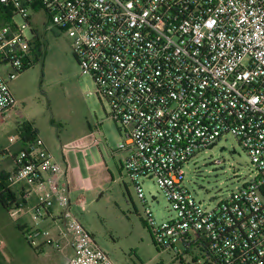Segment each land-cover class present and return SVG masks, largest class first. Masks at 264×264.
<instances>
[{
  "label": "built area",
  "instance_id": "obj_1",
  "mask_svg": "<svg viewBox=\"0 0 264 264\" xmlns=\"http://www.w3.org/2000/svg\"><path fill=\"white\" fill-rule=\"evenodd\" d=\"M0 3L13 13L0 28V117L16 106L10 82L33 63L34 16H41L44 27L72 40L82 73L120 126L123 170L139 199L146 203L149 179L165 194L169 219L145 209L157 245L183 264H264V0ZM225 136L249 156L254 177L216 208L205 207L186 186L184 166ZM62 172L38 137L20 149L6 184L35 194L29 214L37 225L62 200L57 236L44 235L58 249L69 239L65 264H116L69 208ZM38 233L24 231L36 248Z\"/></svg>",
  "mask_w": 264,
  "mask_h": 264
},
{
  "label": "rangeland",
  "instance_id": "obj_2",
  "mask_svg": "<svg viewBox=\"0 0 264 264\" xmlns=\"http://www.w3.org/2000/svg\"><path fill=\"white\" fill-rule=\"evenodd\" d=\"M34 17L38 37L33 44V64L10 82L16 106L0 117V176L13 170L14 156L23 146L20 133L27 124L45 134L57 161H64L65 155L69 159L71 151L82 150L70 148L68 143L74 144L90 133H94V148L89 155L92 162L105 160V154L117 150L123 141L107 103L95 94L93 80L82 73L72 40L55 27H44L41 16ZM15 21L22 23L20 17ZM184 170L186 186L209 208H216L254 177L249 156L232 136L196 154ZM112 171L114 178L104 172L109 176L107 184L99 193L85 195L78 203L79 209L74 207L72 213L116 264H183L171 251L157 245L148 225L145 209L150 208L157 221L172 215L157 183L152 179L143 183V204L125 171ZM24 221L28 229L40 230L36 243L47 239L45 231L51 238L58 234V226L53 223L37 225L29 214ZM63 247L64 241L60 249L45 245L37 250L30 246L0 205V264H65ZM184 261L188 263L191 258Z\"/></svg>",
  "mask_w": 264,
  "mask_h": 264
},
{
  "label": "crops",
  "instance_id": "obj_3",
  "mask_svg": "<svg viewBox=\"0 0 264 264\" xmlns=\"http://www.w3.org/2000/svg\"><path fill=\"white\" fill-rule=\"evenodd\" d=\"M35 129L37 130L38 137L41 139L43 144L50 151H52L51 144L49 143V140L45 134L39 128ZM93 136L94 133H90L82 140L76 141L74 144L68 143V146L79 145L80 149L82 150L71 151L69 154V159H67L65 155L64 161L58 159V162L61 163L63 169V172L60 174L59 178L60 187L64 195H66L70 201L69 208L71 210L74 207L79 209L78 203L84 198L85 195L97 194L103 189V186H105V184H107L106 182L109 180V176H105L104 172L107 171L109 175H111V178H114L112 171L113 169L115 171L117 170L120 174L124 171L123 160L126 154L118 149L115 151L112 150L111 154H105V160H100L98 162H92L89 160V155L92 154L94 148ZM96 168H99L100 170H97ZM11 189L16 195L17 202L10 210H6V212L8 215H10V218L17 227L23 229L28 228L24 218L29 214V208L34 205L36 196L34 193L27 195L23 190V186L21 185H16ZM63 211L64 206L62 204V200L57 198L55 200L54 206L49 209L48 217L44 223H53L57 225L59 231V226L61 224L60 219ZM14 214L17 215V218L15 219L13 217ZM63 241L64 251L67 254H72V249L69 245V239H62V242ZM45 245H48L45 244V240L44 242L39 243L40 250H42Z\"/></svg>",
  "mask_w": 264,
  "mask_h": 264
},
{
  "label": "trees",
  "instance_id": "obj_4",
  "mask_svg": "<svg viewBox=\"0 0 264 264\" xmlns=\"http://www.w3.org/2000/svg\"><path fill=\"white\" fill-rule=\"evenodd\" d=\"M12 15L13 13L11 12L10 8L0 3V28L7 25L10 22ZM28 68H26L25 70H27ZM20 137L23 142V146L21 147V149H23V148L28 147L29 145H31L37 140L38 132L31 124H27L24 126V129L20 133ZM15 157L16 155L14 156V160H15ZM7 175L8 174L5 173L0 176V205L6 210H10L12 206L16 204L17 199H16V195L13 192V190L7 187V184H6ZM19 229L22 231L24 235L25 229L23 228H19ZM29 245L32 246L30 243ZM38 249L40 248H37V250Z\"/></svg>",
  "mask_w": 264,
  "mask_h": 264
},
{
  "label": "water",
  "instance_id": "obj_5",
  "mask_svg": "<svg viewBox=\"0 0 264 264\" xmlns=\"http://www.w3.org/2000/svg\"><path fill=\"white\" fill-rule=\"evenodd\" d=\"M234 153V152H233Z\"/></svg>",
  "mask_w": 264,
  "mask_h": 264
}]
</instances>
